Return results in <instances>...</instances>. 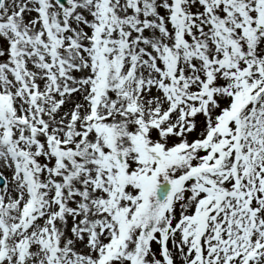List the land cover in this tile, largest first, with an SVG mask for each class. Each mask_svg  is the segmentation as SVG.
I'll list each match as a JSON object with an SVG mask.
<instances>
[{
  "label": "snow or ice",
  "instance_id": "obj_1",
  "mask_svg": "<svg viewBox=\"0 0 264 264\" xmlns=\"http://www.w3.org/2000/svg\"><path fill=\"white\" fill-rule=\"evenodd\" d=\"M0 264H264V0H0Z\"/></svg>",
  "mask_w": 264,
  "mask_h": 264
}]
</instances>
